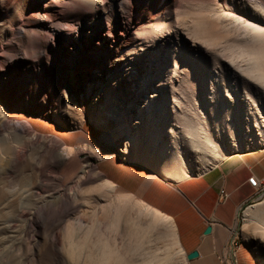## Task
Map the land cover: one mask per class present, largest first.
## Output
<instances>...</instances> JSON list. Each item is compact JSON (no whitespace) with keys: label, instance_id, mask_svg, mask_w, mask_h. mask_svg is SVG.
<instances>
[{"label":"rangeland","instance_id":"1","mask_svg":"<svg viewBox=\"0 0 264 264\" xmlns=\"http://www.w3.org/2000/svg\"><path fill=\"white\" fill-rule=\"evenodd\" d=\"M258 3L264 0H0V110L9 123L0 125V264H97L94 251L110 234H88L78 225L103 219L105 206L118 197L129 199L127 215L150 234L132 237L129 224L120 221L119 234L113 235L117 262L192 264L180 252L170 219L162 214L154 229H146L154 209L118 188L102 191L107 181L99 173L110 158L167 178L164 172H180L185 165L163 159L162 150L171 156L179 147L188 173L168 178L178 181L227 156L264 149L257 129L264 126L258 113L264 115V86L231 60L238 47L252 49L232 29L244 11L262 24ZM124 67L159 74L155 80L160 81L148 82L147 90L158 94L154 101L165 114L154 110L152 115L165 133L158 136L150 121L137 123L135 116L131 126L138 128L139 143L153 153L156 166L140 151L135 154L127 137L118 141L113 134L112 109L135 112L133 98H146L139 96L131 75L121 72ZM139 78L141 85L147 74ZM17 123L28 124L42 138L32 141L13 126ZM143 130L156 146H149ZM209 140L214 152L193 151L194 144ZM65 146L98 156L90 154L87 173L80 152L55 166V154ZM242 217L235 248L244 249L250 264H264L261 229Z\"/></svg>","mask_w":264,"mask_h":264},{"label":"crops","instance_id":"2","mask_svg":"<svg viewBox=\"0 0 264 264\" xmlns=\"http://www.w3.org/2000/svg\"><path fill=\"white\" fill-rule=\"evenodd\" d=\"M104 167L101 174L115 184L114 190L134 196L170 219L182 251L199 254L192 264H250L244 249L235 246L241 212L264 197L248 183L251 177L264 178V149L227 156L207 171L178 181L143 165L110 158L104 160ZM222 191L227 195L224 201ZM242 218L256 224L251 217ZM209 226L212 231L206 235Z\"/></svg>","mask_w":264,"mask_h":264},{"label":"bare ground","instance_id":"3","mask_svg":"<svg viewBox=\"0 0 264 264\" xmlns=\"http://www.w3.org/2000/svg\"><path fill=\"white\" fill-rule=\"evenodd\" d=\"M257 7H259L261 14L264 16V4L258 3ZM246 15H249V13L244 11V15L243 16L240 15L241 17L237 19L238 23L234 25V28L232 30H234L235 36L237 39L242 38L243 43H249V44H252L253 46L251 50H246L244 49L243 46L238 47V51H236V54L232 56L231 60L234 63L240 65L242 72H246L250 79H255L260 85L264 86V18L261 24L260 22H257L255 18H252V19L246 18ZM241 18L245 20L242 21ZM84 29H82L81 31L82 33H85L87 35H92V33L94 32V30L85 31ZM105 41L107 42V40ZM128 64L130 65V63ZM122 71H125V75L128 74L127 76L131 75L130 79L134 80L135 89L139 92V96H141V98L142 96H145L146 98L144 100H139L138 95H136L133 98L134 99L133 103L136 104L137 106L135 112H132L127 107L124 109V108H119L117 106L112 109L111 119L112 120L115 119V123L112 126L114 137L117 138L118 141H121L122 136L127 137L128 142H129V147H131V149L135 152V154L140 151L145 161L156 166V160H155V156L153 155V153L150 150L144 148L139 143L138 137H139L140 132L138 131V128L136 127L131 128V126H133L132 119L135 116V118H137V123L143 122L144 119L150 121V123L153 126V129H155L156 132L158 133V136L163 135L165 133V129L162 126V124L157 120V118L154 117V115H152L154 110H159L164 113V109L162 108V106L158 105L154 101L155 97H157L158 94L156 92L151 93L147 90L148 82L150 81L159 82L160 81V80H155L157 79L159 74L157 73L158 74L157 76L156 73L154 74L153 71H150L149 69H141V72L143 73V75L147 74V79L143 82V84L138 85L137 80L141 74V72H139L138 69H134V72H132V69H130L129 67L127 68L124 67L123 69H121V72ZM68 78H65L63 75L64 80L67 81ZM139 79H142V77ZM251 81L247 80L249 84H251L250 83ZM51 82L53 81L51 80ZM156 86H160V84L154 85V87ZM142 93L144 94L142 95ZM246 93L248 94V92ZM258 113H259V119H261V121L264 123L263 113L259 109H258ZM124 118H127V121ZM100 121L102 122L105 120L99 119L98 122ZM0 125L4 127L6 125H9L7 116L1 110H0ZM10 125H13V124H10ZM13 126H16V128L20 129L23 133L30 136L32 141H38L39 139L42 138L39 134L35 133L32 127L29 126L28 124L17 123V124H14ZM257 129H258L259 137L264 138V126L257 124ZM143 131L147 134V140L149 141V146L150 147L156 146V139L153 137V135L149 134L147 130H143ZM189 136L190 135L188 134L186 135V137H189ZM232 139L234 140V147L239 148V145L236 143L238 140L234 136ZM193 146L195 147L193 151L197 153L205 152L206 149H210L212 152H214L215 150L214 147H216L214 144L211 143L210 140L206 144H194ZM87 150L82 147L74 148V147L65 146L62 153L55 154L56 155L55 157L57 158L58 161L54 160V164L56 167H59V164L66 162L67 160H70L76 154V152H80L84 154V157H83V160H85L84 173L85 172L87 173L88 171L86 170L91 168V165L89 163L90 154L91 156H94V157L97 156L96 154L92 152L88 154ZM122 151H123V148H122ZM181 152H182L181 148L177 147L173 155L169 156L164 152V150H162L163 159L167 161H178L179 160L181 161L182 166L185 165L184 168L183 167L180 168V172H177L176 170H174L173 172L172 171L164 172L167 175V178L180 179L187 175L188 169L186 167V164L182 157ZM100 174L101 173H99V176ZM114 188H115V184L110 181L106 182L105 184L99 187V189H101L102 191L107 189L109 193L110 192L114 193ZM129 206H130V203H129L128 198L118 197L116 201L111 202L107 206H105L104 208L105 212H104L103 219L101 220H99V218L98 220L93 219L90 226H85L81 223L78 225L79 230L85 229V231H88V234L93 232L94 235H97L99 233L101 234L107 231L110 234L109 237L105 236V239H101V241L104 242V244L100 247L98 246L99 247L98 250L94 251L96 253L98 252L99 259H100V262H97V264H120L119 262H117V257L118 255H120L119 253L120 251H118L116 248V244H115L116 239L113 236V235L119 234L118 228H120V226H118V223L120 221L125 220L124 222L125 223L127 222V224H129V226L128 225L126 226H127L128 231H130V235L132 237H136L137 239L140 238L141 240L145 239V237L146 238L149 237V234H150L149 231L138 230L139 224L135 222L131 218L130 215H127V209ZM144 212L146 213L145 210ZM148 213H149L148 214L149 219H148L146 229H154L156 224L162 220V214L155 210L153 212H148ZM243 216L245 219L251 217V219L256 221V223L259 225L261 229V231H258V232L264 237V202H261V203H258L256 205L249 207L248 209H246ZM246 228H247V224L244 225V229ZM89 236L87 235V241H89V239L91 238ZM141 245H144V244H141ZM142 247L143 246H141V248ZM145 249L146 247H144V250ZM180 252H183L182 249L180 250ZM75 257L77 260H79L80 253L76 252ZM169 257L170 256L168 255L167 258ZM262 260L264 263V259Z\"/></svg>","mask_w":264,"mask_h":264},{"label":"built area","instance_id":"4","mask_svg":"<svg viewBox=\"0 0 264 264\" xmlns=\"http://www.w3.org/2000/svg\"><path fill=\"white\" fill-rule=\"evenodd\" d=\"M248 183L260 194L264 196V178L257 179L256 177H251L248 179ZM227 195L224 191L221 192V201L226 199Z\"/></svg>","mask_w":264,"mask_h":264},{"label":"water","instance_id":"5","mask_svg":"<svg viewBox=\"0 0 264 264\" xmlns=\"http://www.w3.org/2000/svg\"><path fill=\"white\" fill-rule=\"evenodd\" d=\"M211 231H212V228L209 226L206 228L205 234L208 235L211 233ZM198 256H199L198 252L195 251L190 254H187V259L190 261V260L197 258Z\"/></svg>","mask_w":264,"mask_h":264}]
</instances>
